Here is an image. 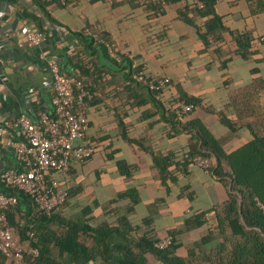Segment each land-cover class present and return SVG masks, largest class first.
Instances as JSON below:
<instances>
[{
  "label": "crops",
  "instance_id": "obj_1",
  "mask_svg": "<svg viewBox=\"0 0 264 264\" xmlns=\"http://www.w3.org/2000/svg\"><path fill=\"white\" fill-rule=\"evenodd\" d=\"M19 2L30 12L43 16L32 0H0L1 118H12L21 111L32 113L37 105L50 110L51 76L44 61L37 56V50L53 52L62 70L70 73L77 70L66 56L71 58L74 50L78 49V53L86 58L81 37L46 19L47 26L56 32V47L46 40L37 48L31 47L25 33L28 27L35 29V24L21 16ZM181 5L179 2L175 8ZM175 8L149 18L145 8L132 0H76L67 5L52 1L47 5L49 12L72 30L87 29L85 33L89 32L91 29L86 26L89 23L91 27L106 31L105 36L112 41L107 51L118 61L115 64L106 59L100 48L89 50L112 73L107 74L109 76L97 102L85 106L88 118L85 139L98 143V147L82 168L75 166L74 183L83 187L72 197L69 212L78 213L82 205L90 203L92 198L104 202L117 191L135 187L139 188L141 199L128 217L145 229L148 226L144 222L151 218L148 225L159 237H163L170 228L183 227L181 218L185 213L211 211L205 226L183 232L184 239L191 240L212 227L213 207L227 199V187L207 168L198 165L191 166L184 173L175 171L177 179L169 183L168 189L159 183L150 168V154L139 148L134 150L122 139L117 132L115 115L124 117L133 137L144 138L146 144L161 150L185 145L189 135L167 136L165 130L168 128L163 121L157 122L156 116L143 118L142 108L132 107L129 104L131 98L125 101L124 67L142 66L155 77H168L171 85L167 93L178 96L183 92L200 97L230 118L241 114L244 120H259L264 116V45L243 58L237 55L229 57L227 43L232 38L230 31L235 34L246 32L251 39L264 35V0L216 1V11L227 26V30L221 33L216 51L205 46L195 26L179 18ZM202 22L203 19L197 20L198 24ZM225 59L227 61L223 65ZM191 118L201 119L215 137L226 141L228 148L250 136L244 127L237 133H231L219 120L216 111L207 112L201 106L189 113L188 119ZM148 120L152 127L148 126ZM8 141V133H2L0 171L16 164ZM107 146L114 149L115 158L137 164L138 168L130 177L119 175L115 159L106 158ZM121 206L126 207L124 203Z\"/></svg>",
  "mask_w": 264,
  "mask_h": 264
},
{
  "label": "trees",
  "instance_id": "obj_2",
  "mask_svg": "<svg viewBox=\"0 0 264 264\" xmlns=\"http://www.w3.org/2000/svg\"><path fill=\"white\" fill-rule=\"evenodd\" d=\"M32 1L43 16L30 12L19 2L21 16L33 21L35 29L45 34L46 41L52 47H56L57 35L44 19L83 39L86 58L75 49L73 56L66 58L77 72H63L81 79L85 88L91 92V98L83 101L85 112L86 104H94L100 98L101 90L106 84L105 75L112 73L89 50L100 48L106 59L117 64L116 58L111 57L107 51V46L112 41L105 36L106 31L97 26L91 27L89 23L86 25L91 29L89 32L85 33L87 29L72 30L47 9L52 1L67 5L76 0ZM132 1L139 4L136 0ZM201 1L204 3L201 8L195 6L193 0H145L144 5H139L145 8L149 18H155L182 2L180 8H175L177 16L194 25L205 46L216 51L221 33L227 30V26L216 11L217 0ZM198 19H203L202 24L197 23ZM230 32L232 38L227 43L229 57L237 55L247 58L257 52L260 45H264L261 36L251 39L246 32ZM226 61L227 59L222 64L225 65ZM140 69L143 67H124L125 101L131 98L129 104L132 107L142 108L143 118L156 116L157 122L163 121L168 128L165 130L167 136L185 133L189 135L188 141L174 149L155 148L150 143L146 144L144 138L133 137L124 117L118 114L115 115L117 132L134 150L139 148L150 154L152 174L167 189L169 183L177 179L175 171H186L185 167H180L184 154L207 158V170L223 181L228 193L221 205L211 209L214 219L212 227H208L207 232L198 238L185 240L183 232L205 226L211 211L185 213L181 218L183 227L170 228L164 234L163 237L171 236L169 245L163 249L155 247L154 242L163 237L156 236L153 227L148 225L151 218L144 222L148 226L145 229L128 217V213L141 199L139 188L135 187L117 191L104 202L92 198L90 203L82 205L78 213L69 212L72 197L83 187L82 184L74 183L75 166L82 168L97 152L98 143L90 140L95 143V150L89 157L82 163L73 159L67 170L55 172L57 177L65 180L68 193L65 201L49 213L39 210L26 192L7 185L0 179V192L16 197V203L9 205L5 212L9 224L14 227L17 243L24 249L33 247L38 250L36 256L25 253L19 262L0 251V264H264V116L255 121L244 120L241 114L230 118L224 111L216 110L200 97L183 92L178 96L167 93L171 82L164 76L168 80L162 89H150L147 84L133 78V73ZM168 96L174 101L183 99L192 103L193 109L201 106L207 112L216 111L219 120L231 133H237L244 127L250 136L235 147L228 148L226 141L215 137L201 119H188L193 109L179 114L171 111L167 107ZM51 110L52 108L48 111ZM151 123L148 120L149 127H152ZM113 150L107 146L106 158L115 159L119 175L130 177L138 168L137 164L115 158ZM15 163V166H19L17 161ZM187 196L191 197L190 194ZM123 203L126 205L124 208L121 206ZM28 232H32V236Z\"/></svg>",
  "mask_w": 264,
  "mask_h": 264
},
{
  "label": "built area",
  "instance_id": "obj_3",
  "mask_svg": "<svg viewBox=\"0 0 264 264\" xmlns=\"http://www.w3.org/2000/svg\"><path fill=\"white\" fill-rule=\"evenodd\" d=\"M136 1L140 5L145 2ZM193 1L198 8L204 5L201 0ZM25 35L28 44L33 48H37L46 40L42 31L29 27ZM260 39L264 41V35H261ZM36 52L50 72L52 110L48 111L37 105L32 113L21 111L12 118L0 117V135L8 133V144L19 165L2 169L0 179L5 184L26 192L39 210L49 213L65 201L68 193L65 180L57 177L55 172L67 170L73 159L82 163L95 150V143L85 139L88 120L83 101L85 98H91V92L85 88L81 79L63 72L53 52ZM133 78L155 90L162 89L168 80L151 76L145 69L134 72ZM167 107L179 114L191 111L193 104L183 99L174 101L169 96ZM180 162V167H185L186 170L193 165L203 168L209 165L208 159L202 155L184 154ZM15 203V196L0 192V251L19 262L25 253L36 256L38 250L33 247L24 249L17 243L14 227L9 224L5 212L9 205ZM27 234L32 236L33 233ZM170 242L171 236L167 235L156 240L154 246L163 249Z\"/></svg>",
  "mask_w": 264,
  "mask_h": 264
}]
</instances>
